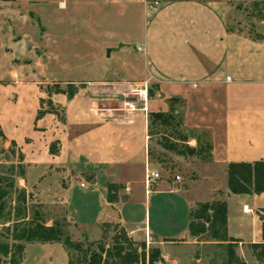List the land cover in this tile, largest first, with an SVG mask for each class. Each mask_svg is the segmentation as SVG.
Masks as SVG:
<instances>
[{"label":"crops","instance_id":"crops-1","mask_svg":"<svg viewBox=\"0 0 264 264\" xmlns=\"http://www.w3.org/2000/svg\"><path fill=\"white\" fill-rule=\"evenodd\" d=\"M238 1L263 0H177L158 3L154 9L147 0L13 1L27 10L54 15L73 11L86 13L88 18L81 20V27L91 29V32L84 36V44H93L92 38L101 36L104 40L97 44L98 48L104 49L105 53L108 51L109 57L114 49L121 52L122 47L133 41L137 49L141 48L137 51L143 55L146 71L137 76L68 82L75 86V93L71 98L63 94L64 121L61 134L56 137L60 141L59 153L51 154L47 142H40L37 137L36 140L43 145L40 151L47 157L45 173L56 166L72 171L70 165L81 162L103 166L106 174L104 189L99 191L94 187L85 194L86 200L92 199L93 204V197L98 194V210L85 225L100 229L105 222L120 224L135 241L146 242L159 250L162 264H181L183 261L187 264L191 260L200 263L202 259L192 253L203 246L188 234L189 213L186 226L175 234L179 235L177 238L167 236L169 220L165 226L159 224L156 230L151 228L146 220L148 208L155 199L158 209L157 202L161 199L157 197L162 194L187 199L190 211L195 203L211 200L214 191L223 190L226 202L237 199L243 202V211L245 208L250 210L253 222L259 227V237L261 234L257 212L264 207V193L234 195L227 186L229 163L264 160V21L257 20L254 33L231 28L228 19L232 4ZM113 17L121 19L118 24L122 36L106 28L105 21ZM143 83L149 88L153 85V96L144 104L131 93ZM173 97L184 101L183 119L187 129L209 132L212 164L223 172L222 187L217 188L216 182H209L204 194L194 188L186 194L170 188L164 179L149 186L146 184V171H154L148 157V115L161 108L167 107L168 111L167 101ZM130 101L137 103L138 110L127 109L126 103ZM53 118L47 114L38 122L44 124L45 120ZM132 124L136 133L133 141ZM34 132L50 135L48 142L52 140L49 129ZM85 132L96 135H84ZM123 137L128 141L109 154V148ZM21 152L24 155V151ZM36 159L35 164L40 165ZM108 184L121 185L120 194L126 196L127 201L109 204ZM164 201L173 203L167 198ZM140 203L146 208L144 219L140 218ZM230 219L228 210L229 236L239 244L246 243L232 236Z\"/></svg>","mask_w":264,"mask_h":264},{"label":"rangeland","instance_id":"rangeland-1","mask_svg":"<svg viewBox=\"0 0 264 264\" xmlns=\"http://www.w3.org/2000/svg\"><path fill=\"white\" fill-rule=\"evenodd\" d=\"M250 4L249 1L232 4L233 10L228 19L231 28L254 33L257 14L253 12ZM0 11V174L13 176L16 188L25 189L30 195L28 202L30 217L34 212L43 213L48 225L55 220H65L67 232L74 241L103 240L110 243L113 228L104 235L101 227L94 229L85 225V222H89L98 210L96 205L98 194L93 197L95 204L91 203L92 199L87 201L85 194L94 187L99 191L104 189L106 174L103 166L86 165L85 162H81L70 165L72 171L56 166L45 173L44 160L47 157L40 151L43 148L40 142H47L46 145L50 149L53 148L55 153H59L60 141L57 134H61L64 121L61 104L65 99L63 94L69 95L75 90V86L68 82L137 76L146 71L143 55L138 53L140 50L136 48L134 41L122 47L121 52L114 49L112 57H109L108 51L105 53L104 49L98 48L97 44H102L104 40L101 36L92 38L93 44H84L86 42L84 39L91 29L81 27V20L88 17L86 13L80 11L54 15L52 12L27 10L13 1L0 4ZM94 19L98 20L95 17ZM119 21L121 19L118 17L109 18L105 21V25L106 28H110L109 30H114L116 34L122 36ZM127 22L128 20L126 25ZM151 87L153 88V85H150ZM177 109L181 113V106ZM151 112H167V107ZM47 114L54 118L45 120L44 124L39 123L38 119L44 118ZM66 125L68 126V120ZM43 126L46 129H42ZM48 129L53 135L50 142H48L51 139L50 135H36L37 133L34 132H44ZM131 129L133 141L134 138L136 139V136H133L136 135L133 124ZM161 131L163 132L160 127H156L153 131L149 143L152 152L150 164L170 188L179 189L186 194H188L187 190L194 188L204 194L205 189L209 187L206 183L216 182L215 187H222L221 169L208 160L195 156L183 157L164 149L162 147L164 142L159 136ZM170 132L169 130L166 132L167 135H173V138H168L170 143H176L178 146L184 145L178 140V135L193 134L183 126ZM199 133L195 132V135ZM84 135L96 134L85 132ZM124 137L128 138V136ZM124 141L128 140L125 138L116 140L108 153L119 149V145ZM94 144L96 145V141ZM186 145L194 148L197 147V142L190 138ZM21 151H24V155ZM35 159L40 165L35 164ZM113 160H116L115 157ZM21 169L25 173L23 178L18 176ZM89 175H93V182L88 180ZM177 176L180 177V181L176 180ZM4 186L6 184L2 185ZM212 196V199L214 197L226 199L224 191L220 189L214 191ZM15 197L16 193L13 192L12 200L9 201L6 209V216L0 222V243H12L7 238L6 229L12 226L16 219ZM157 198L161 199L157 202L161 207L156 208L154 199L152 206L148 208L146 220L153 230H156L159 224L165 226V222L169 220L167 236L177 238L179 235L175 234L181 227H185L188 221V200L173 194H162ZM166 198L173 203H166L164 201ZM228 203L231 218L230 232L232 236L246 241L239 244L236 251L247 264H257L248 248V243L261 241L259 227L253 222L252 215L243 211V202L227 199V205ZM145 210V205H141V219L145 218ZM144 243L146 264H162L159 250ZM225 255V250L220 245H203L196 249V253H192V256H197L202 261L197 263L191 260L187 264H224ZM8 260H5L4 264H9ZM67 262L68 255L63 244L35 243L26 245L23 258L18 264H67ZM181 264L186 263L183 261Z\"/></svg>","mask_w":264,"mask_h":264},{"label":"trees","instance_id":"trees-1","mask_svg":"<svg viewBox=\"0 0 264 264\" xmlns=\"http://www.w3.org/2000/svg\"><path fill=\"white\" fill-rule=\"evenodd\" d=\"M12 1L14 0H0L3 3ZM147 1L150 6H153L155 3L177 0ZM250 7L257 14V20L264 21V0L251 2ZM74 93L75 90L68 96L71 98ZM152 96V89L149 88V98ZM167 102L169 106L167 112H152L148 115L149 143L153 137L154 129L160 127L163 132L161 131L159 136L164 142L162 143L164 149L183 157L195 156L212 163V144L209 132L189 130L185 127L184 101L182 99L173 97ZM179 106H181V113L177 109ZM181 126L194 135H178V140L184 145L178 146L176 143H170L168 138H173V135H167L166 132L169 130L172 133ZM195 132L200 133L195 135ZM190 138L196 140L197 147L186 145ZM50 153L57 154L53 148L50 149ZM148 157L150 162L152 152L149 144ZM226 173L227 186L231 194L261 195L264 193V160L254 163H229ZM24 175V170L21 169L18 176L23 178ZM88 180L93 182V175H89ZM3 184L6 186L2 187ZM107 189L109 204L115 205L127 201V197L120 194L123 189L121 185L108 184ZM13 192L16 193L14 199L16 219L12 226H8L6 229L7 238L12 243H0V264H4L8 259L9 264H18L23 258L26 245L35 243L63 244L68 255L67 264H146L145 243L135 241L118 223L105 222L101 224L104 235L113 228L110 243L103 240L83 242L72 240L67 232L65 220H55L51 225H48L43 213L34 212L30 217L28 207L30 195L25 189L16 188L13 176L7 177L2 174H0V222L6 216V209L9 201L12 200ZM257 216L261 224V241L248 243V248L257 264H264V207L259 209ZM188 234L190 238L203 245L222 246L226 254L224 264H247L236 251L239 241L231 238L228 234V205L224 199L214 197L208 201L195 203L189 211Z\"/></svg>","mask_w":264,"mask_h":264},{"label":"built area","instance_id":"built-area-1","mask_svg":"<svg viewBox=\"0 0 264 264\" xmlns=\"http://www.w3.org/2000/svg\"><path fill=\"white\" fill-rule=\"evenodd\" d=\"M157 4L158 3H155L153 6H150V7L154 9ZM138 50H141V48L138 47ZM131 93L137 98V101L139 103L144 104L149 99V85L147 83L138 85L137 87L132 89ZM136 104L137 103H135L134 101H130L126 103V107L129 111H136L138 110V107ZM159 180H161V175L159 172L148 171V170L146 171L145 182L148 186L158 182ZM176 180L180 181V177L177 176ZM81 186H84V184H81Z\"/></svg>","mask_w":264,"mask_h":264},{"label":"bare ground","instance_id":"bare-ground-1","mask_svg":"<svg viewBox=\"0 0 264 264\" xmlns=\"http://www.w3.org/2000/svg\"><path fill=\"white\" fill-rule=\"evenodd\" d=\"M246 213H250V210L248 208H245V211Z\"/></svg>","mask_w":264,"mask_h":264}]
</instances>
